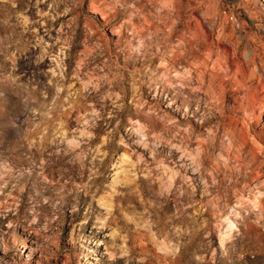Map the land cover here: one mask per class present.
<instances>
[{"label": "rangeland", "instance_id": "rangeland-1", "mask_svg": "<svg viewBox=\"0 0 264 264\" xmlns=\"http://www.w3.org/2000/svg\"><path fill=\"white\" fill-rule=\"evenodd\" d=\"M196 64L264 100V1L0 0V264H264V108Z\"/></svg>", "mask_w": 264, "mask_h": 264}, {"label": "bare ground", "instance_id": "bare-ground-1", "mask_svg": "<svg viewBox=\"0 0 264 264\" xmlns=\"http://www.w3.org/2000/svg\"><path fill=\"white\" fill-rule=\"evenodd\" d=\"M261 1H264V0H261ZM171 4V3H170ZM89 7V6H88ZM91 7V9L93 10V6H90ZM89 7V8H90ZM170 7V6H169ZM94 9L95 10H97V7H94ZM102 9H104V7L102 8ZM95 10H93V11H95ZM99 10V9H98ZM89 11V10H88ZM92 11V12H93ZM101 10H99L98 11V13L100 12ZM96 12V11H95ZM104 12V11H103ZM102 11L100 12V13H103ZM106 12H107V10H106ZM105 12V13H106ZM104 15V13L102 14V16ZM102 19H103V17H102ZM173 24V23H172ZM167 26V25H166ZM168 27V26H167ZM172 26H170L169 28H171ZM169 28H167V29H169ZM174 27H172L171 28V30L169 29V32H170V34H169V32H168V35L169 36H171L174 32H175V30L173 29ZM167 31V30H166ZM194 33H196V32H194L193 31V36L192 37H194V36H196V37H198V34L196 33L195 35H194ZM180 35V34H179ZM182 36H183V34L181 35V36H178L177 37V43H178V48H180L179 50H180V54L179 53H174V55L171 57V60L173 61L174 59L175 60H178L179 58H182V57H184V56H186L187 54H188V52L190 51L189 50V47H187L188 45H184V37L182 38ZM176 37V36H175ZM194 38H192V40H193ZM191 40V39H190ZM189 40V41H190ZM195 40V39H194ZM191 42V41H190ZM180 44H182V45H180ZM190 44V43H189ZM199 44V43H198ZM181 47H180V46ZM192 44H190V47H191V49H192V47H193V45L191 46ZM197 48V47H196ZM195 49V48H194ZM193 49V50H194ZM192 51V50H191ZM208 51V50H207ZM206 51V52H207ZM205 52V53H206ZM213 52V51H212ZM192 53V52H191ZM216 53V52H215ZM207 54V53H206ZM204 55V54H203ZM206 56V55H205ZM204 56V57H205ZM201 57H203V56H200V58ZM210 57V55L209 54H207V58L205 57V58H199V55H198V57L197 56H195L194 58L196 59V60H198V61H200V62H202L203 64H204V66L206 67V65H207V63H208V58ZM213 57V56H212ZM173 58V59H172ZM218 59V58H217ZM216 59V60H217ZM176 63V62H175ZM215 63V62H214ZM176 64H174L173 66H175ZM194 72H197V76L195 77L196 78V82L199 84V86H200V88H202V89H205L209 94H210V96L208 97V98H210V97H215V99H219V100H221V99H223L224 97H226L227 95H230V94H236V90L239 88V87H237V88H234V89H236V90H234V89H230L229 91H228V89H226V85H225V83H224V79L222 78L223 76H220V75H215L213 78V80H209V81H206L205 80V69H203L202 68V66L200 65V64H196V67L194 68ZM192 74V73H191ZM191 74H190V76H189V80L191 79ZM193 78V77H192ZM224 83V84H223ZM245 86V87H244ZM243 87L246 89V91H245V93H244V97L243 98H240V96L238 97V96H235V98L234 99H236V105L234 106V112L232 113V115H229V116H224L223 117V121H222V125H223V127H224V132H225V134H226V136H227V138L231 141V143H233L232 141L235 139V143L237 142V144H236V146H234V148H237V149H239V148H244V146L246 145V143H247V141H246V136L247 135H244L245 133H243L242 131H245L246 132V130L245 129H247V127L245 128V126H243V128H245L244 130H237V128H236V125H234V123L236 122V121H238L237 120V117L239 116L238 115V113L240 112V110H243L245 113H247V111H251V112H249V114H251L252 113V111H253V107H255L256 105H259V106H262L263 108H264V100H262L261 99V95L258 97L257 96V94L253 91V89L251 90V88L248 86V84L247 85H243ZM243 87H241V88H243ZM241 88H239L240 90H241ZM205 91V92H206ZM239 91V90H238ZM207 92H206V94L205 95H207ZM264 93V92H263ZM208 96V95H207ZM214 97H213V99H214ZM264 97V96H263ZM211 100V99H210ZM171 101H173V99H172V97H171ZM213 101V100H212ZM211 101V102H212ZM182 102V101H181ZM220 102V101H219ZM215 105H216V103H214ZM213 104V105H214ZM255 109V108H254ZM255 112V111H254ZM246 120V119H245ZM241 123V122H240ZM245 123V122H244ZM241 125H243V124H241ZM240 125V126H241ZM244 125H247V124H244ZM247 134V133H246ZM233 136H234V139H233ZM258 137V136H257ZM249 139V138H248ZM261 139V138H260ZM235 143H234V145H235ZM254 143V142H253ZM257 144V143H256ZM255 144V145H256ZM253 146V145H252ZM250 147V146H249ZM256 148V151H257V147H255ZM255 148H254V150H255ZM261 148V147H260ZM260 150V149H259ZM259 150H258V152H259ZM236 151V150H235ZM234 151V152H235ZM237 152L238 151H236V154H237ZM240 152V151H239ZM249 152V151H248ZM254 152V151H253ZM241 153V152H240ZM257 153V152H256ZM239 154V153H238ZM255 154V153H254ZM263 154H264V152H263ZM238 156V155H237ZM252 156H254L253 154H252ZM198 165V164H197ZM263 165H264V163H263ZM199 166V165H198ZM174 174V173H173ZM257 175V174H256ZM172 176V175H171ZM173 177V176H172ZM229 220V219H228ZM229 223L232 225L233 224V222H230V220H229ZM220 235H222V234H220ZM90 261V260H89ZM89 261H87L86 263H89Z\"/></svg>", "mask_w": 264, "mask_h": 264}]
</instances>
